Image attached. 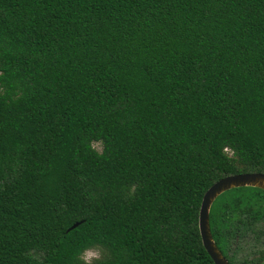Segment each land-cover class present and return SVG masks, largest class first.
Returning a JSON list of instances; mask_svg holds the SVG:
<instances>
[{
	"label": "trees",
	"instance_id": "16d2710c",
	"mask_svg": "<svg viewBox=\"0 0 264 264\" xmlns=\"http://www.w3.org/2000/svg\"><path fill=\"white\" fill-rule=\"evenodd\" d=\"M243 173L264 0H0V264H214L201 201ZM231 191L212 223L264 220V191Z\"/></svg>",
	"mask_w": 264,
	"mask_h": 264
},
{
	"label": "flooded vegetation",
	"instance_id": "af4514ba",
	"mask_svg": "<svg viewBox=\"0 0 264 264\" xmlns=\"http://www.w3.org/2000/svg\"><path fill=\"white\" fill-rule=\"evenodd\" d=\"M213 213L211 234L228 263L264 264V220L241 215L240 209L231 219H225V213H217V209Z\"/></svg>",
	"mask_w": 264,
	"mask_h": 264
},
{
	"label": "water",
	"instance_id": "95a60500",
	"mask_svg": "<svg viewBox=\"0 0 264 264\" xmlns=\"http://www.w3.org/2000/svg\"><path fill=\"white\" fill-rule=\"evenodd\" d=\"M239 188H255L264 191V174L243 173L227 176L215 182L205 192L199 210L198 227L202 245L214 264H229L216 246L210 229V210L215 200L223 193ZM78 224H74V229Z\"/></svg>",
	"mask_w": 264,
	"mask_h": 264
},
{
	"label": "rangeland",
	"instance_id": "374dc122",
	"mask_svg": "<svg viewBox=\"0 0 264 264\" xmlns=\"http://www.w3.org/2000/svg\"><path fill=\"white\" fill-rule=\"evenodd\" d=\"M94 147L97 151H101V146L97 143H94ZM240 192H249L248 189H242L240 190ZM240 192H234V191H231V192H226L221 198L218 199V201L215 203L217 204L218 202H220L225 196L231 194V193H240ZM98 257V253L97 252H88L85 254V259L86 261L90 262L92 259Z\"/></svg>",
	"mask_w": 264,
	"mask_h": 264
}]
</instances>
